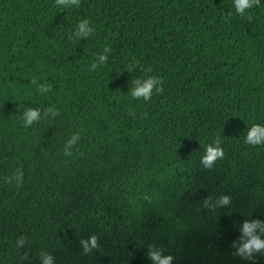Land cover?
Segmentation results:
<instances>
[{
	"label": "trees",
	"instance_id": "trees-1",
	"mask_svg": "<svg viewBox=\"0 0 264 264\" xmlns=\"http://www.w3.org/2000/svg\"><path fill=\"white\" fill-rule=\"evenodd\" d=\"M84 18L94 32L76 39ZM147 75L163 90L131 97ZM27 108L41 118L25 127ZM254 123L264 0L243 15L233 0H0V264H42V251L150 264L151 245L172 264H264L232 246L245 219L264 220V144L244 142ZM214 139L223 158L203 167ZM220 195L230 203L214 206Z\"/></svg>",
	"mask_w": 264,
	"mask_h": 264
},
{
	"label": "clouds",
	"instance_id": "clouds-1",
	"mask_svg": "<svg viewBox=\"0 0 264 264\" xmlns=\"http://www.w3.org/2000/svg\"><path fill=\"white\" fill-rule=\"evenodd\" d=\"M259 3V0H233V7L238 14H245L246 10L252 8L254 4ZM56 4L60 7H68L70 5H79V0H56ZM94 32V27L90 24L87 18L81 19L74 31L76 39L80 37H88ZM71 38V37H70ZM108 49H104L103 53L98 55V60L91 64V69H95L97 64H103L107 60ZM133 85L129 94L135 99L142 98L144 101L150 100L153 91L160 92L163 90L162 80L157 75H147L144 78H137L133 81ZM49 85H40L39 91L43 94L48 92ZM47 111L55 115V109L49 108ZM41 118V110L39 108H27L23 113V124L25 127L32 125L34 122ZM78 134L73 135L67 141V147L70 150L72 145L75 144ZM244 142L249 145L264 144V124L254 123L244 133ZM223 149L221 141L214 139L211 143L205 145L203 155L200 158V164L203 167L211 168L217 159L223 158ZM17 183L21 181L19 170L15 174ZM214 206H225L230 203V197L227 195H220L215 201L212 202ZM205 204L208 205L209 201L206 200ZM239 237L233 241L234 252L237 256L245 260L255 261L256 254L264 253V220L260 219H245L239 226ZM23 238L17 241V244H23ZM84 252H89L91 249L97 247V237L92 235L87 239L80 241ZM148 259L150 264H172V256L165 255L163 251L154 245L149 246ZM42 264H55L54 257L47 251H42L40 254Z\"/></svg>",
	"mask_w": 264,
	"mask_h": 264
}]
</instances>
